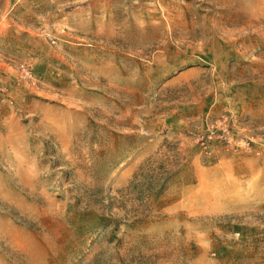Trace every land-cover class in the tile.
I'll return each mask as SVG.
<instances>
[{
    "label": "rangeland",
    "instance_id": "obj_1",
    "mask_svg": "<svg viewBox=\"0 0 264 264\" xmlns=\"http://www.w3.org/2000/svg\"><path fill=\"white\" fill-rule=\"evenodd\" d=\"M0 264H264V0H0Z\"/></svg>",
    "mask_w": 264,
    "mask_h": 264
}]
</instances>
